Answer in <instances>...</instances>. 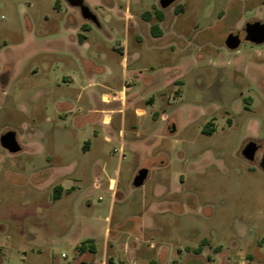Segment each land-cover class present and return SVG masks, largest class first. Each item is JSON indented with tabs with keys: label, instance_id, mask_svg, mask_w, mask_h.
Segmentation results:
<instances>
[{
	"label": "rangeland",
	"instance_id": "374dc122",
	"mask_svg": "<svg viewBox=\"0 0 264 264\" xmlns=\"http://www.w3.org/2000/svg\"><path fill=\"white\" fill-rule=\"evenodd\" d=\"M85 3L108 32H86L91 22L66 0H0V137L14 131L22 147L0 144V264H91L95 243L103 258L104 216L108 261L127 264L129 244L142 264L163 263L170 248L182 264H264V43L245 41L246 24L264 22V0H178L159 8L160 23L159 0ZM68 20L88 45L70 46ZM231 33L237 50L226 47ZM104 66L107 88L95 91L107 95L94 100L83 70ZM124 86L134 89L125 96ZM250 141L260 145L253 162L242 155ZM141 169L148 178L135 187ZM62 184L79 189L56 200ZM83 215L102 220L83 230Z\"/></svg>",
	"mask_w": 264,
	"mask_h": 264
},
{
	"label": "crops",
	"instance_id": "0c3cea01",
	"mask_svg": "<svg viewBox=\"0 0 264 264\" xmlns=\"http://www.w3.org/2000/svg\"><path fill=\"white\" fill-rule=\"evenodd\" d=\"M86 1V0H85ZM68 3V2H67ZM69 4V3H68ZM86 4V3H85ZM70 5V4H69ZM87 5V4H86ZM71 6V5H70ZM88 6V5H87ZM72 7V6H71ZM72 8H77V7H72ZM90 8V7H89ZM77 9H79V8H77ZM91 9V8H90ZM80 10V9H79ZM92 11V10H91ZM93 12V11H92ZM80 13H81V11H80ZM94 13V12H93ZM95 14V13H94ZM81 16H82V14H81ZM83 17V16H82ZM84 19V18H83ZM86 20V19H85ZM91 23H88V25H87V29L88 30H86V32H88V33H91V32H93L94 30H105L106 32H108V30H107V28H106V26H105V24H104V22L101 20V19H98V24H96V23H94V22H92V21H90ZM255 22H257V21H255ZM264 23V22H263ZM134 27V25H133V23H131V21H129V19H126V25H125V35H126V38H125V53H128V40H129V33H130V30L132 29ZM64 30H65V38L66 37H71L72 38V40H71V42H69L70 43V46L71 47H73L74 46V44H77L78 46H81V45H83V46H86V45H88V36L87 35H85V34H82V35H84V39H83V41L81 42L80 40H79V35L81 34V33H79L78 31H77V29L73 26V24L71 23V22H69V20H68V22L65 24V28H64ZM76 35H78V40L79 41H77L76 40ZM79 42H81L82 44H80L79 45ZM82 47V46H81ZM126 48H127V50H126ZM90 55H85V57H83V55L81 54V53H78V57H80V59H82L83 61H86V62H89L90 64H93L94 66H96L95 65V61L92 59V58H90L89 57ZM104 58H106L107 56L105 55V54H103L102 55ZM123 61H124V63L122 64L123 65V70H124V73H125V75H127L128 74V67H129V65L132 63V59L131 58H129V57H127V55L125 54V57H124V59H123ZM102 68V69H101ZM100 68V70H99V72H91V71H88L87 69H84L83 71H84V73L86 74V77H87V81H88V83H89V88L91 89L90 90V94H91V96H92V98L94 99V100H96L97 99V97L98 98H100V100L101 101H103L104 99H105V97H104V95H107V93H102L100 96H98V94H96V91H95V87H100V88H107V85L106 84H104V80L107 78L108 79V77L112 74V70L109 68V67H106V66H104V67H101ZM171 67H168V68H165V70H169ZM173 68V67H172ZM136 73V71H132V74L134 75ZM165 74V73H164ZM151 78H154L153 76H150ZM100 79V80H99ZM161 87V86H160ZM134 88H133V86H124L123 87V91H124V94H125V96H126V94H127V92L128 91H132ZM100 111V110H99ZM96 113V112H98V109L96 110V111H92V113ZM106 115H105V117L106 118H108V110H105V112H104ZM100 119L101 120H103V118H101L100 117ZM123 118H122V122H123ZM105 126H107V125H105ZM215 131V130H214ZM213 131V132H214ZM212 132V133H213ZM212 133L210 134V135H212ZM124 130L122 129L121 130V134H120V139H121V136L124 138ZM125 140V139H124ZM125 142V141H124ZM92 150V143H90L88 146H86V152L85 153H88V152H90ZM119 162H120V160H119ZM75 172V170L74 171H72V173H74ZM102 172H104V168L102 167V171H101V174H102ZM96 178H100V175H96ZM75 183H77V180L75 181ZM116 185H117V181H116V179H114V184H113V188L111 189V191H110V193H111V196H110V200H109V208L110 209H112V207L114 206V204H115V201H116V195H117V187H116ZM59 186H61L62 187V190H63V192H61V195H60V197L58 198V199H56V200H59V199H62L63 198V196L65 195V194H67V195H69V196H73V195H75L76 193H77V190L79 189V186H77L76 184H71L70 186H65V185H59ZM94 189H96V187L94 186ZM89 193L87 192H85L83 195H82V197L84 198V200H86L87 201V203H88V206L89 207H92V201L89 199ZM92 219V221L93 222H97V220L99 219V220H102L101 219V216L100 215H97L94 219L93 218H90V217H88L87 215H83V216H80L79 217V219H78V221H77V227L78 228H83V230L84 229H89L90 228V223H91V220ZM104 221H105V223H106V228L104 229V233H105V243H104V248H103V258H97V255H98V250H97V245H96V243H95V246H94V248H95V251H94V255H95V258H93V260H92V262H91V264H118V263H116L115 262V260H112V256H111V258H110V261H108L107 260V257H108V255H109V250H110V248H112L113 250L115 249V246L113 245V244H109V242H110V236H111V233H113V229H112V220L110 219V217L109 216H104ZM89 221H90V223H89ZM117 227H119V225H117ZM119 237H120V234H118V235H116V236H114V238L112 239V241L114 242V241H118L119 240ZM89 238H91V239H93L94 241H95V238L94 237H89ZM80 243V242H79ZM127 246V245H126ZM122 247L120 250L125 254V255H128V256H130V258H127V264H142L137 258H135L134 257V249H131V247L129 246V244H128V246L127 247ZM163 251L164 250H162V251H160V254H159V256H161L162 254H163ZM173 250H172V248H170L168 251H167V258L166 259H164V261H163V263L161 262V264H182V262L180 261V262H178V261H176L175 260V258L177 257L176 256V254H173ZM179 253H182V250L180 249L179 250ZM162 257H165V256H162ZM161 258V257H160ZM188 258V257H187ZM172 259H174L173 261H172ZM184 260H185V258H184ZM126 262V261H125ZM123 264H126V263H123ZM152 264H156V262H153Z\"/></svg>",
	"mask_w": 264,
	"mask_h": 264
},
{
	"label": "water",
	"instance_id": "95a60500",
	"mask_svg": "<svg viewBox=\"0 0 264 264\" xmlns=\"http://www.w3.org/2000/svg\"><path fill=\"white\" fill-rule=\"evenodd\" d=\"M72 7H77L80 9L81 14L84 19L92 21L98 24L97 16L91 11L89 6L85 4V0H66ZM178 0H161V7L168 8L173 3ZM245 41L253 44H263L264 43V23L257 21L252 23H247L245 26ZM242 43V39L239 34H229L225 44L230 50H237ZM0 144L2 147L7 149L11 153H17L22 150L21 145L18 142L17 135L14 131H8L0 137ZM259 150V146L256 142L250 141L243 149V157L250 162H253L256 158V153ZM260 168L264 171V153L260 161ZM149 171L147 169H141L134 179V186L141 187L144 185L146 179L148 178ZM88 264V263H82Z\"/></svg>",
	"mask_w": 264,
	"mask_h": 264
},
{
	"label": "trees",
	"instance_id": "16d2710c",
	"mask_svg": "<svg viewBox=\"0 0 264 264\" xmlns=\"http://www.w3.org/2000/svg\"><path fill=\"white\" fill-rule=\"evenodd\" d=\"M143 16H144V18H145L146 20H150V18H151V13H148V12H147V13H144ZM163 20H164V19H163V15L161 14V15L159 16L158 22L160 23V22H162ZM85 29L88 30L87 27H86ZM151 30H152V33L154 34V36H156V37H159V36L162 35V30H161L160 25H159L158 23L152 25ZM83 39H84V35L80 34V35H79V40L82 42ZM213 131H214V129H210V131H208V133L211 134ZM61 191H62V187H61V186H57V187L55 188V194H54L55 199H58V198L60 197V195H61ZM80 249H81L82 251H85V250H86L85 243H82V244H81V248H80ZM90 249H91L92 252L95 251L94 246H91ZM199 251H200V250H199Z\"/></svg>",
	"mask_w": 264,
	"mask_h": 264
},
{
	"label": "built area",
	"instance_id": "2783aa9c",
	"mask_svg": "<svg viewBox=\"0 0 264 264\" xmlns=\"http://www.w3.org/2000/svg\"><path fill=\"white\" fill-rule=\"evenodd\" d=\"M124 148H125V142H124V138L121 136V142H120V148H114L113 152L114 153H119V160H123L125 158V154H124Z\"/></svg>",
	"mask_w": 264,
	"mask_h": 264
},
{
	"label": "flooded vegetation",
	"instance_id": "af4514ba",
	"mask_svg": "<svg viewBox=\"0 0 264 264\" xmlns=\"http://www.w3.org/2000/svg\"><path fill=\"white\" fill-rule=\"evenodd\" d=\"M160 7H161V0H159L158 6L157 7H154L155 8V10H154V17H156L157 19H159V16L161 15V11H159V8ZM162 9H167V8H162ZM163 19H164V15H163ZM258 146L260 148V145L259 144H258Z\"/></svg>",
	"mask_w": 264,
	"mask_h": 264
}]
</instances>
